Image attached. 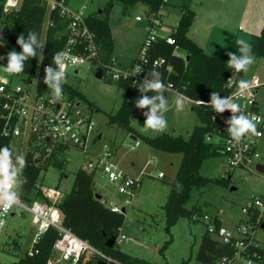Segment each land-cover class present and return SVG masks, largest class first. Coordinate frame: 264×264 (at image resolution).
Returning <instances> with one entry per match:
<instances>
[{
    "label": "trees",
    "instance_id": "obj_1",
    "mask_svg": "<svg viewBox=\"0 0 264 264\" xmlns=\"http://www.w3.org/2000/svg\"><path fill=\"white\" fill-rule=\"evenodd\" d=\"M54 1L57 4L56 7L49 9V0H23L18 10L5 13L4 0H0V41L8 50L20 51V46L16 43L17 37L23 34L27 38L29 32H36L38 38L44 43L41 50L37 49V57L29 58L25 62L22 74L35 75L38 70L39 58H41L42 64L55 65L52 60L53 55L61 52L66 45L71 18L61 14V4L67 5L69 0ZM118 2L122 4L124 14L142 5L145 7L147 17L158 18L168 4L167 0H108L104 8L86 15L85 23L95 34L97 44L106 54L107 59L113 56L115 49L110 14ZM181 10L179 23L171 33L175 44H170L166 39L159 38L150 46L143 66V77L151 79L152 71H158L165 85L172 84L173 89L193 101V109L196 111L200 123L193 127L187 138L182 135H172L166 131L152 135L134 127L131 118L135 101L141 96L138 86L143 82V78L115 82L119 88L124 89L125 97L121 107L115 113H107L110 125H116L123 129L137 141H142L160 151L182 154L181 164L164 205L166 231L170 235L171 227L180 218L194 220L199 219V216L202 215L200 206H186L194 187L202 188L212 182L228 184L230 181V179L227 181L213 179L201 174L202 166L206 160L221 156L223 153L221 143L217 141L215 135L218 126V120L213 118L215 111L206 104H198L197 101L209 102L210 94L213 91L218 92L221 97H227L233 90L228 86L229 79L233 73H237L233 69L227 68V59L207 53L188 35L196 15L187 4H182ZM249 43L255 57L254 63L264 60V26L259 34L252 35ZM176 48L180 55L175 54ZM139 55L140 52L135 62ZM160 58L165 60L163 65L154 66V61ZM93 65H98L97 61H93ZM169 67L172 69L169 70ZM107 80L114 82L109 78ZM63 91H66L71 98L85 102L91 113L101 111L100 107L72 84L65 83ZM145 94L151 96L155 93L149 91ZM146 111H148L147 108L140 109L139 124L142 127H144L146 119L143 113ZM3 127V118L0 117V147L7 146L13 154V159L18 154H23L26 159V166L20 178L22 181L20 183L21 199L27 202L42 199L41 176L51 164L59 167L64 166L65 162L61 158L63 151L55 153L44 163H37L34 151L27 150L25 152L23 148L21 149V144L10 137H5ZM228 173L231 174V171ZM95 174V171H89L86 167L81 166L75 173L71 191L65 193L59 203L63 224L77 236L90 242L101 253H93L90 256L85 254L77 264H168L166 261L153 262L132 255L120 248L118 238L125 221L126 211H113L96 197ZM249 214L248 223L256 229L262 222V220H257L261 219V211L259 208H250ZM214 219L217 227L222 225L221 219L218 217ZM58 237L57 229H48L33 244V254H29V250H27L16 264H48L49 259L54 255L53 245ZM113 237L116 238L115 243L113 246H109L108 240ZM170 241L167 240L160 249L163 255ZM255 241L257 245H251L249 254L254 264H264V247L259 244L257 239ZM234 252L235 248L231 244L219 241L206 230L196 253V260L203 264H215L224 256H233ZM89 261H93V263Z\"/></svg>",
    "mask_w": 264,
    "mask_h": 264
},
{
    "label": "rangeland",
    "instance_id": "obj_2",
    "mask_svg": "<svg viewBox=\"0 0 264 264\" xmlns=\"http://www.w3.org/2000/svg\"><path fill=\"white\" fill-rule=\"evenodd\" d=\"M168 1L167 10L171 12V19L167 15L164 17L165 21L172 23V17H174L172 13L180 17L181 5L187 4L196 12L195 26H208L209 30L210 27L213 28V34L205 36L206 39L209 38L212 45L207 46L203 42L201 44L205 45L207 53L219 58L229 59L226 54L228 52L227 48L230 39L234 36L233 34L225 36L224 31L226 29H229L230 33L236 32L240 35L249 33L250 36L245 37L250 39L253 34H259L264 26V0ZM107 2L108 0H69L68 7L75 10L82 5H86L85 13L89 11L96 12L98 9L104 8ZM242 14L243 17H241ZM136 16H141L143 20L137 21ZM233 17L236 20L233 19L230 24L229 20ZM110 19L116 36V51L113 57L117 58L121 69L131 70L133 55L139 54L141 48L136 54H134L133 49L142 37L141 31L148 23L145 7L139 5L124 14L123 6L118 2L112 9ZM124 25H126V30ZM195 30V27H193L191 34H195ZM121 51L124 53L122 54ZM8 52L10 50L0 43V57L7 59ZM232 53L239 54L238 51ZM101 56L104 57L106 54L101 53ZM3 68L0 66V72L6 74ZM96 69L97 66L90 61H86L74 68L68 78L70 84L101 108V111L91 113L88 105L82 102L83 108L87 110L89 115L92 114L91 117L95 123L94 132L87 143V151L84 152L80 148H70L66 151L64 166L49 165L40 179L42 185L59 187L64 193L71 191L75 173L81 166H86L88 153L100 152L106 145L112 147L114 151L115 148H120L121 153L129 150L123 163L124 166H127L131 162V155L129 154L136 153L141 148L146 147L143 144L140 148L131 150L128 143L129 141H135L132 139V135L116 125L108 123L107 113H115L121 107L125 92L115 82L108 81L107 77L98 79ZM75 70H78V73L75 74ZM254 75L264 76V60L254 63L247 72H242L241 79L250 81ZM259 100L261 113L264 115V88L261 90ZM139 116L140 109L135 106L131 118L132 125L145 133L157 134V132L151 130L144 131V127L139 124ZM165 117L168 122L165 131L186 138L194 125L200 123L196 111L191 110V108H187L183 112H178L175 108L169 109L165 113ZM100 133H102V138L98 139L97 143H93V137L99 136ZM150 148L155 150L158 156L151 158L149 154L145 155L140 162L138 161L137 166L150 159L151 166L147 167V173L143 176L141 192L139 191L131 197L127 194H121L118 183L109 181L101 171H97L95 174L97 190L103 194L104 203L108 206L118 205L127 209L123 224V232L126 234V238L121 240L120 248L153 262L203 264L196 260V253L206 230L207 221L204 220V215L210 216L211 219L218 217L222 220L224 226L229 229L235 227L238 223L249 221L250 214L244 212L243 209L248 207L254 198L261 199L264 202V171H258L256 165L252 164L249 168L238 167L231 170L230 174L228 173L227 159L223 154L206 160L201 169L202 175L213 179H223L224 181L230 179V181L228 184L212 182L202 188L194 187L186 206H200L202 215L199 216V219L194 220L180 218L171 227L170 235L166 231L164 205L181 164L182 154ZM259 153L258 164L264 166V137L259 141ZM160 172H163L165 176L159 177ZM260 211L262 222L257 226L255 232L257 241L264 247V207H260ZM35 234L36 226L33 224L31 214L18 208L15 215L8 218L6 234L0 245V264H16L19 258L32 247ZM167 240L171 241L163 255L160 249ZM87 255L90 256V254ZM53 258L56 259L57 256L53 255ZM89 262L93 263V261Z\"/></svg>",
    "mask_w": 264,
    "mask_h": 264
},
{
    "label": "built area",
    "instance_id": "obj_3",
    "mask_svg": "<svg viewBox=\"0 0 264 264\" xmlns=\"http://www.w3.org/2000/svg\"><path fill=\"white\" fill-rule=\"evenodd\" d=\"M22 2L23 0H4V12L18 10ZM56 5L54 0H49V9L55 8ZM61 14L71 18L67 42L61 51L67 57L65 64L67 82L73 69L86 61H90L92 64L93 61H97L98 65L96 66L103 69V76L105 75L114 82L148 78L143 77V66L150 46L159 38L166 39L170 44H175V39L171 36L173 30L169 34L164 33V24L160 18L148 17L151 26L137 62L131 70L121 69L115 57L107 59L106 56H101L103 52L97 44L95 34L85 23L84 7L73 11L61 4ZM141 19V16H137V20ZM0 43L3 44L1 41ZM175 54L180 55L177 48ZM5 62L7 59H0V66L4 67ZM164 62L163 58L157 59L154 61V66L160 67ZM138 65L143 68V71L135 74L134 69ZM47 66L56 67V65L42 64L41 58H39L38 70L33 76L22 73L10 75L0 72V117L4 122L3 135L21 144L25 152L27 150L34 151L37 163H44L55 153L64 152L68 148H80L86 152L87 143L95 129V123L87 110L83 108L81 101L71 98L66 91H63L59 101L52 100V90L44 83V69ZM171 69L169 67V70ZM74 73H78V70H75ZM241 77V74L237 73L231 75L228 86L233 90L227 97H231L233 102L238 103L244 114L254 118L257 124V134L246 135L238 143L233 141L227 131L228 125L225 123L231 116L230 110H225L222 114L214 112L213 118L218 120L215 135L217 141L221 143L222 153L227 159L228 171L238 167L249 168L252 164L257 167L260 158L259 141L264 137V115L261 113L259 100L261 90L264 88V76L254 75L250 80V90L243 95L238 92V83ZM167 86L173 88L172 84H167ZM197 103L201 102L197 101ZM113 156L114 150L106 145L101 152L87 154L85 167L89 171L103 172L111 182L120 184L119 191L122 194L131 197L139 187L140 178L129 176L120 169L114 163ZM160 176H163V173H160ZM18 191L20 204L4 217L6 223L0 228V245L6 234L8 218L20 208L31 214L33 224L36 226L33 244L50 228H55L59 232V237L53 245L54 256L57 258L51 257L48 264H77L85 254H101L90 242L80 238L63 224V216L59 209V203L64 197V192L61 189L42 185L43 198L33 202L21 199L20 185ZM260 207H264V202L254 198L243 211L249 213L250 208L260 209ZM112 210L121 211V208L113 206ZM203 218L207 221L206 230L211 236L221 242L231 244L235 248L233 256H224L215 264H254L249 251L251 245H257L255 241L256 229L248 221L238 223L229 229L224 225L217 227L215 219H211L208 215H204ZM125 238V234H120L118 242ZM28 252L33 254L32 247Z\"/></svg>",
    "mask_w": 264,
    "mask_h": 264
},
{
    "label": "clouds",
    "instance_id": "obj_4",
    "mask_svg": "<svg viewBox=\"0 0 264 264\" xmlns=\"http://www.w3.org/2000/svg\"><path fill=\"white\" fill-rule=\"evenodd\" d=\"M16 43L20 46V51L12 50L7 53V63L3 71L8 74H20L24 71L25 62L29 58L37 57V49H42L44 43L38 38L36 32H29L27 38L23 34L17 37ZM239 54L227 52L229 59L226 66L235 72H247L254 64L255 57L252 53L251 44L244 39H236ZM4 57H0L3 59ZM66 55L64 52H57L53 55L52 60L56 67L47 66L44 69V83L52 90V100L59 101L63 95V85L67 83L66 72ZM135 74L143 71L141 66H136ZM151 79L145 78L139 84L138 90L141 93L140 98L135 101L138 109L147 108L148 111L143 115L144 131H153L157 133L164 132L168 127L165 113L169 111L168 99L164 92L168 88L162 81L161 74L158 71H152ZM251 82L241 79L238 83V92L243 95L250 90ZM149 91L155 93L151 96L146 95ZM189 98L183 94L175 95V109L180 112L185 108ZM205 103L210 106L216 113L222 114L225 110H230L231 116L225 121L228 125L227 131L233 141L240 142L246 135L257 134V124L254 118H250L241 111L238 103L233 102L231 97H221L218 92L213 91L210 94V101ZM26 166V159L23 154H18L13 159L11 150L7 147H0V228L4 226L6 220L4 217L16 206L20 204L19 185L21 174Z\"/></svg>",
    "mask_w": 264,
    "mask_h": 264
},
{
    "label": "crops",
    "instance_id": "obj_5",
    "mask_svg": "<svg viewBox=\"0 0 264 264\" xmlns=\"http://www.w3.org/2000/svg\"><path fill=\"white\" fill-rule=\"evenodd\" d=\"M167 2L169 3V1L167 0ZM69 3V2H68ZM168 5V4H167ZM166 5V7L161 11V13H160V20L163 22V24H164V29H163V32L164 33H166V34H169L170 32H171V30H174L175 29V27L178 25V23H179V20H180V17H177V14L175 15V14H173L172 13V16H174V17H172V23H168V21L166 22L165 21V19H164V17H166L167 15L169 16L168 18H170V14H171V12H169L167 9H168V6ZM66 7L68 8V9H70L69 7H68V4L66 5ZM82 7H84V12H85V9H86V5H82L81 7H79L78 9H80V8H82ZM78 9H75V10H78ZM70 10H72V9H70ZM75 10H73V11H75ZM99 10H101V9H98V11ZM91 13H93V12H91V11H89L88 13H85L86 15H88V14H91ZM181 14H182V10H181ZM195 15H196V12H195ZM244 15L242 14L241 15V17H243ZM174 18V19H173ZM176 18V19H175ZM136 19H137V16H136ZM171 19V18H170ZM196 19H197V17L195 16V20H194V22H193V24H192V26H191V28H190V30H189V32H188V35L194 40V41H196L205 51H206V47H205V45H203V44H201L202 42L204 43V44H207V46H209V44H211L210 42H209V38L208 39H206L205 38V36H211L212 34H213V31H212V27H210V30H209V27L208 26H206V27H204V26H195V24H196ZM236 20L234 17L233 18H231L230 20H229V23L231 24V22H232V20ZM143 19H141V20H137V21H142ZM147 26L146 27H144L143 28V30L141 31L142 32V37L138 40V42H137V45H136V47L133 49V51H134V54H136V52H138V50H139V48H141V46H142V44L144 43V41H145V39H146V37L148 36V33H149V29H150V26H151V22L149 21V19H147ZM110 24H111V29H112V33H113V36H114V39H115V44H116V36H115V32H114V29H113V25H112V22H111V19H110ZM125 26V30H126V25H124ZM193 27H195V34H191V31H192V28ZM224 34H225V36L227 35V34H233V36L234 37H232L230 40V44H229V46H228V48H227V50H228V52L230 51V52H237L238 51V46L235 44V41H236V39H244V40H246V41H248V40H250L249 38H246L245 36H250V34L248 33V34H239V33H236V32H234V33H230V30L229 29H226L225 31H224ZM248 42H250V41H248ZM235 44V45H234ZM212 45V44H211ZM210 48V47H209ZM217 48V47H216ZM216 48H214V49H216ZM116 51V48L114 49V52ZM117 51H118V49H117ZM114 52H113V55H114ZM207 52V51H206ZM118 53V52H117ZM121 53L123 54L124 52H122L121 51ZM120 54V53H119ZM210 54V53H209ZM213 54H214V52H213ZM212 55V54H211ZM121 56V55H120ZM137 56H138V54L137 55H133V62H132V64H133V66L135 65V61H136V58H137ZM117 59V58H116ZM223 59H228V58H223ZM118 61V60H117ZM133 68V67H132ZM125 70H128V69H125ZM249 81V80H248ZM167 88H168V91H165L163 94H164V96L168 99V103H169V109H173V108H175V104H174V100H175V95L177 94V93H180V92H178V91H176L175 89H173V88H170V87H168L167 85H165ZM125 92V91H124ZM180 94H182V93H180ZM184 95V94H183ZM185 96V95H184ZM187 97V96H186ZM88 98V97H87ZM187 108H191V110H193L194 111V109H193V101L189 98V101H188V103H186V105H185V108H184V110H186ZM183 110V111H184ZM183 111H181V112H183ZM181 114V113H180ZM182 115V114H181ZM195 126V125H194ZM191 132V131H190ZM190 135V134H189ZM100 138H102V133H100L99 134V136H95V137H93V139H92V141H93V143H97V141H98V139H100ZM186 138V137H185ZM132 139H134L135 141H129V143H128V146H130V148H131V150H134V149H137V148H140L143 144L144 145H146V147L145 148H141L138 152H133V154H129V155H131V162H129L128 163V165L127 166H124L123 165V163H124V161L126 160V158H127V156H126V153H127V151H129V150H127V151H124V152H120V148H115V151H114V156H113V161H114V163L120 168V169H122V170H124L129 176H132V177H136V178H140V184H139V187L136 189V191H135V193L134 194H137V193H139V191L141 192V188H142V180H143V176H144V174H146L147 172H146V169H147V167H149V166H151V162H149V160H147V161H143V163L142 164H140L139 166H137L138 165V163L145 157V155H151V158H156V156H158V154H156V152H155V150H152L150 147L151 146H149L148 144H146V143H144V142H142V141H137L136 139H135V137H132ZM137 142H139V144H137ZM147 145H148V147H147ZM70 148H68L67 150H69ZM113 149V148H112ZM66 150V151H67ZM114 150V149H113ZM66 151H64L63 153H62V155H61V158H63V160H64V162H65V157H66ZM101 152V151H100ZM94 153H97V152H94ZM139 161V162H138ZM258 166V165H257ZM103 173V172H102ZM160 173H163V172H160ZM160 173H159V177H164L165 176V174H163V176H160ZM104 174V173H103ZM105 175V174H104ZM106 176V175H105ZM107 177V176H106ZM110 181V180H109ZM73 187V186H72ZM120 187V184L118 183V188ZM59 188V187H58ZM95 188H96V192H97V194H100L101 195V201L104 203V201H103V194L100 192V191H98L97 190V182H96V180H95ZM60 189V188H59ZM120 192V191H119ZM121 193V192H120ZM65 194V193H64ZM122 194V193H121ZM105 204V203H104ZM106 205V204H105ZM106 206H108V205H106ZM113 206H118V205H113ZM113 206H108V207H110V208H112ZM119 207V206H118ZM121 208V207H120ZM122 208H125V207H122ZM122 208H121V210H122ZM125 211L127 212V209L125 208ZM126 214V213H125ZM262 214V213H261ZM15 215V214H14ZM221 222H222V220H221ZM206 225H207V222H206ZM222 225H224L223 224V222H222ZM206 231V230H205ZM205 233V232H204ZM120 234H125L124 232H123V226H122V228L120 229ZM126 235V234H125ZM121 242V241H120ZM119 242V243H120ZM124 251H126V250H124ZM127 252V251H126ZM128 253H130V252H128ZM130 254H132V253H130ZM133 255V254H132ZM135 256H139V255H135ZM139 257H141V256H139ZM143 258V257H142ZM146 259V258H145Z\"/></svg>",
    "mask_w": 264,
    "mask_h": 264
},
{
    "label": "water",
    "instance_id": "obj_6",
    "mask_svg": "<svg viewBox=\"0 0 264 264\" xmlns=\"http://www.w3.org/2000/svg\"><path fill=\"white\" fill-rule=\"evenodd\" d=\"M96 77H97L98 79H102V78H103V69H102L101 67H98V68L96 69ZM256 168H257L258 171H264V166L261 165V164H258V166H257ZM96 197H97L98 199H101V195H100V194H97ZM124 211H125V208H122L121 212H124ZM263 226H264V224H263ZM115 240H116L115 237L109 239V240H108V245H109V246H113L114 243H115Z\"/></svg>",
    "mask_w": 264,
    "mask_h": 264
}]
</instances>
